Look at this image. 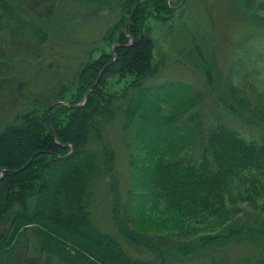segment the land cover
<instances>
[{
	"label": "trees",
	"instance_id": "16d2710c",
	"mask_svg": "<svg viewBox=\"0 0 264 264\" xmlns=\"http://www.w3.org/2000/svg\"><path fill=\"white\" fill-rule=\"evenodd\" d=\"M113 1L89 0L96 6ZM257 1L249 0L254 10ZM120 2L124 12L103 36L111 51L90 58L72 82L62 85L57 97L60 102L51 109L49 119L46 111L52 102L45 104V110L34 107L36 110L22 114L19 122L0 130V264L39 263V258L20 253L29 229L38 238L37 252L56 264H166L165 255H136L141 245L152 242V235L131 227L128 221L118 223L120 233L104 230L90 208L97 198L98 182L113 172L115 153L105 146L104 130L115 120L119 100L126 102L125 130L138 126L133 128L135 134L152 140L139 178L142 192L135 191L133 196V208L140 217L163 214L166 209L180 214L186 210L184 215L194 210L196 215H212L217 225H225L237 221L233 208L238 211L236 205L241 202L260 200L264 209V139L249 140L219 122L208 135L202 153L191 160L181 153L194 144L186 136L196 133L190 124L193 115L183 125L173 127L179 110L155 114L158 100L149 98L144 85L156 72L155 43L147 21L172 18L169 0ZM39 3L51 5L50 12L40 13ZM57 10L56 0H0V74L25 38L31 36L39 44L47 40L43 27L46 16L52 17ZM261 17L249 14L248 22L263 27ZM29 41L27 44L32 43ZM110 76L124 80L125 89L113 93L105 90ZM88 91V99L82 104ZM230 93L237 109L244 112L241 95L231 87ZM185 98L180 100L182 104ZM237 176H244V191L232 189ZM190 203L194 208L187 206ZM211 224L215 230V221ZM156 245L162 249V243ZM241 264H264V258Z\"/></svg>",
	"mask_w": 264,
	"mask_h": 264
},
{
	"label": "rangeland",
	"instance_id": "374dc122",
	"mask_svg": "<svg viewBox=\"0 0 264 264\" xmlns=\"http://www.w3.org/2000/svg\"><path fill=\"white\" fill-rule=\"evenodd\" d=\"M120 1L96 6L89 0H56L58 10L52 17L46 16L43 26L47 40L43 44L31 36L22 44L17 40L20 47L0 74V130L19 122L29 110H45L47 102L58 99L62 85L74 80L81 65L99 57L101 51H111V44L103 36L124 12ZM258 1L254 10L249 0H169L172 18L147 21L155 43L156 72L144 85L149 98L158 100L156 115L179 110L173 127L183 125L191 115L195 118L190 124L196 133L186 135L194 144L181 153L188 154L186 157L191 160L202 153L208 135L219 122L227 123L249 140L264 139V26L248 22L249 14L264 17V0ZM51 8L41 6L39 12L46 14ZM29 40L32 43L27 44ZM123 82L110 76L105 90L120 92L125 89ZM179 85L184 88L177 89ZM230 87L241 95L244 112L237 109ZM125 104L119 100L117 116L104 130L105 146L113 149L115 158L113 172L98 182L97 198L90 205L98 225L114 234L120 233L121 221L139 227L152 235V242L141 245L136 255H165L166 264H241L264 258V209L260 200L236 205L234 224L232 220L217 225L214 216L196 215L194 210L184 215L186 210L180 214L166 209L163 214L156 212L146 217L145 213L140 217L133 208V196L135 191L142 192L139 178L152 140L137 136L134 129L138 126L125 130ZM236 178L232 189L244 191V176ZM247 183L253 189L251 180ZM187 206L194 208L193 203ZM211 221H215V230H211ZM37 242V236L29 229L20 253L39 258L37 264H56L54 259L37 252ZM159 243L163 244L162 249H157Z\"/></svg>",
	"mask_w": 264,
	"mask_h": 264
},
{
	"label": "water",
	"instance_id": "95a60500",
	"mask_svg": "<svg viewBox=\"0 0 264 264\" xmlns=\"http://www.w3.org/2000/svg\"><path fill=\"white\" fill-rule=\"evenodd\" d=\"M102 73V72H101ZM101 76V75H100ZM100 76L98 77V79H97V81H96V83L95 84H97V82L99 81V79H100ZM94 87V86H93ZM92 87V88H93ZM92 88L90 89V90H92ZM89 93H90V91H88V93H87V97H86V99L85 100H87V98H88V95H89ZM58 102H60L59 100H57V101H54L53 103H51V105L49 106V108H48V110H47V118L49 119V113H50V110H51V108L56 104V103H58Z\"/></svg>",
	"mask_w": 264,
	"mask_h": 264
}]
</instances>
